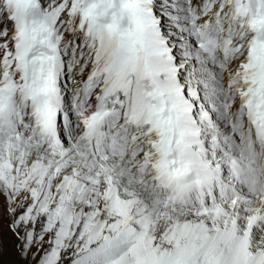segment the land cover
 Listing matches in <instances>:
<instances>
[{
	"label": "snow or ice",
	"instance_id": "snow-or-ice-1",
	"mask_svg": "<svg viewBox=\"0 0 264 264\" xmlns=\"http://www.w3.org/2000/svg\"><path fill=\"white\" fill-rule=\"evenodd\" d=\"M0 264H264V0H0Z\"/></svg>",
	"mask_w": 264,
	"mask_h": 264
}]
</instances>
